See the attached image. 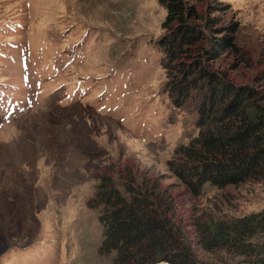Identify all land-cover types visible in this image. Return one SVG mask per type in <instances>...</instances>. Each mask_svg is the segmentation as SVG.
<instances>
[{
	"label": "rangeland",
	"instance_id": "rangeland-1",
	"mask_svg": "<svg viewBox=\"0 0 264 264\" xmlns=\"http://www.w3.org/2000/svg\"><path fill=\"white\" fill-rule=\"evenodd\" d=\"M185 2L218 22L201 21L208 51L231 37L204 63L264 91V0ZM165 16L157 0H0V264H111L99 209L85 202L101 175L119 183L123 162L174 193L198 260L264 259V231L245 250L197 242L202 225L264 214V179L194 194L168 169L199 132V94L170 102L156 45Z\"/></svg>",
	"mask_w": 264,
	"mask_h": 264
},
{
	"label": "trees",
	"instance_id": "trees-1",
	"mask_svg": "<svg viewBox=\"0 0 264 264\" xmlns=\"http://www.w3.org/2000/svg\"><path fill=\"white\" fill-rule=\"evenodd\" d=\"M157 2L166 10L161 27L167 32L156 45L165 58L170 102L181 107L194 91L199 94V132L174 149L168 169L194 194L207 182L223 188L264 179V91L204 63V53H211L210 58L217 55L215 44L221 48L232 44L225 35L206 49L200 24L205 19L204 26L212 29L216 18L204 17L202 8L185 0ZM117 176L119 183L101 175L85 202L100 212V254L114 252L111 264H207L197 259L185 236V222L177 215L175 195L158 176L139 174L128 162L118 168ZM257 231H264V214L217 223L214 228L202 225L197 242L205 249L227 245L245 250L249 245L244 240ZM257 264H264V259Z\"/></svg>",
	"mask_w": 264,
	"mask_h": 264
}]
</instances>
